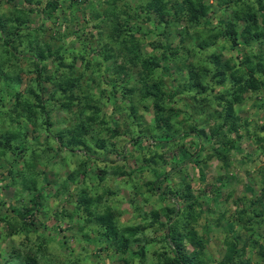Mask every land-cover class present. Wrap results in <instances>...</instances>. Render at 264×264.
Returning <instances> with one entry per match:
<instances>
[{"label": "trees", "instance_id": "16d2710c", "mask_svg": "<svg viewBox=\"0 0 264 264\" xmlns=\"http://www.w3.org/2000/svg\"><path fill=\"white\" fill-rule=\"evenodd\" d=\"M80 1L0 0V156L12 152L23 158L27 153L25 167L36 166L40 153L31 145L49 153L55 143L52 157L59 149L77 153L81 162L75 171L82 181L96 172L103 179L108 169L125 176L123 168L111 164L128 156L120 152L119 159L108 158L115 150L104 132L110 139L126 135L136 149L133 157L138 171L144 166L153 177L143 185L146 192L154 194L163 181L188 172L186 165L200 171L199 185L195 188L184 174L177 187L166 186L162 193L176 196L181 206L166 207L162 214L151 211L154 221L146 227H128V237L120 234L108 212L92 216L87 212L86 221L98 223L90 228L96 240L98 235L109 242L111 250L141 259L149 243L134 236L158 222L168 226L171 247L157 252V261L149 264H210L211 227H222V255L214 260L216 264H264L263 169L258 193L250 196L244 190L237 195L231 188L223 198L227 209L210 219L204 211L205 203L222 200V187L231 178V151L239 148V130L248 125L237 106L248 102L253 108H264V53L257 56L252 50L254 43L264 42V0H89L90 17L79 23ZM60 8L70 14L63 16L64 29L57 36L63 39L53 49L43 40V32L47 20L56 21L54 13ZM36 17L39 24L33 26ZM89 21L94 22L92 27ZM66 22L77 28H69ZM90 28L96 30L95 44L87 42L94 37ZM138 32L142 35L136 36ZM153 32L154 38L147 42L150 49L142 52L145 36ZM76 43L81 49L74 47ZM233 49L247 52L239 60L223 56L224 50ZM23 82L26 86L20 89ZM108 106L109 116L103 112ZM55 110L63 115L54 118ZM28 132H43L44 142L39 143L36 135L33 143H26ZM190 136L192 150L182 144L180 159L172 160L173 166L157 149ZM253 137L260 147L264 133ZM145 139L153 144L145 145ZM213 161L216 176L209 177L206 173ZM167 163L170 170L164 168ZM19 173L10 171L11 185ZM24 182L35 184L29 179ZM38 194H32L30 205L13 207L21 225L7 223L10 235L21 234L30 225L28 218L42 206ZM230 200L233 209L227 204ZM86 202L91 203L88 198ZM202 217L208 228L205 232L199 231ZM137 241L142 249L130 251ZM30 252L34 253L31 248L26 255L12 250L19 262L9 259L6 264H42ZM253 254L258 257L256 263L251 261Z\"/></svg>", "mask_w": 264, "mask_h": 264}, {"label": "rangeland", "instance_id": "374dc122", "mask_svg": "<svg viewBox=\"0 0 264 264\" xmlns=\"http://www.w3.org/2000/svg\"><path fill=\"white\" fill-rule=\"evenodd\" d=\"M88 2L89 0L80 1L79 11L76 13L79 23L84 18L88 19L90 17V12L87 7ZM15 13L17 12L15 11ZM69 14L70 12L67 11L65 13L60 8L54 13V17H56L55 22L52 20L45 22L46 31L43 32V40L49 42L53 49H56L58 42L63 39V37H60L58 40L57 36H59L58 32L64 29L62 24L63 16ZM39 20L36 17L33 26L39 24ZM92 23L94 22L89 21V27H92ZM66 25L72 29L77 28L76 26L72 27L68 22H66ZM143 27L146 28V25ZM149 28L152 29L151 26ZM91 31L94 37L87 42L95 44L97 40L95 39L97 38L96 30L91 29ZM141 35V32L136 34V36ZM154 36V32L151 37L150 34L145 36L147 41L141 46L142 52L150 49L147 42L150 38L153 39ZM64 41H66L65 38ZM74 47L81 49V45L77 43ZM252 50L257 56H260L264 53V42L254 43ZM245 52L247 51L244 49L224 50L223 56L228 57L232 55L237 58L236 60H239ZM255 60L257 61V59ZM21 61V64H23V60ZM25 86L26 84L23 82L20 89ZM237 111L242 119H247L248 125L243 126L239 130L242 136L239 148L231 151V171L229 172L231 178L228 181L226 180L227 182L222 187V200L204 204L205 215L209 219L216 216L217 212L227 209L223 198L231 188L235 189L237 195L242 194L244 190H247V194L250 196H252L253 191L255 194L260 191L258 180L261 179V174L264 170V153L261 150V148H264L262 147L264 146V142L260 143V148L254 144L253 136L256 132L264 133V129H261V125L264 123V108L261 109L256 106L253 108L246 102L238 105ZM103 112L107 113L108 116L111 115L110 106L103 107ZM61 115H63L62 111L56 110L52 114L54 118L61 117ZM122 116L123 114L117 116L120 122L122 121ZM145 118L147 122L150 121L148 115ZM125 127L126 124H122L119 127V131L123 132ZM1 128L2 126H0V131ZM250 133L252 135L248 136ZM104 134L113 143L115 150L108 155V158L119 159L118 155L121 154L120 152L128 156L124 160L117 161L114 165H112L113 163L111 164V166H117L118 170L120 167L123 168L127 173L125 176H117L112 173V169H108L109 171L103 179H99L97 177L99 174L97 175L96 172V176L93 178H87L86 176L85 180L83 179L82 181V178L79 179L76 173L81 162V159L77 158V153H69L64 149H59V152L54 155L55 157H52L53 150L57 147L55 143L51 144V151L49 153L45 150L42 151L43 149L40 151L36 145H31L32 148H35L40 153L39 159H36V166L25 167L24 159L28 158L29 160L27 153L22 154L23 158L17 157L12 152H8L5 158L4 156H0V178L2 177L0 183V217H7L6 221L0 219V264H6L9 259L11 263L19 262L16 261L17 258L14 254L10 252L17 250L22 255H26L28 248L34 251V253H28V255L35 256V259L42 264H149L157 261V252H163L165 249L169 250L171 245L166 234L168 232V226L161 225L158 222L152 223L147 229H139L138 233L135 234L134 237L139 239V242L149 243L145 248L144 257L139 259V257H130L129 252L121 253L115 249L111 250L109 242H106L98 235H96V240L93 235L94 232L90 228H96L98 223L96 220L88 223L86 217L87 215L92 216L97 212H108L115 219L120 234L128 237L130 235L129 231H127L128 227L136 225L137 227H146L150 222L154 221V218H151V211L162 214L164 212L163 209L166 207L179 208L181 206L177 202L179 199L176 196L173 197V195H164L162 189L166 186H171L172 188L174 186L177 187L180 182L178 180H181L183 177L186 178L184 174H188L189 177L187 178L191 179V183L196 188L199 185L200 171L197 168L192 169L191 165H186L188 172L182 176H171V180L163 181L161 188L153 191L154 194H151L150 192H146V187L143 185L148 179L153 180V177L151 172L146 171L144 166L138 171L133 157L136 149L129 143L128 136L125 135L110 139L108 132L107 134L104 132ZM36 135L37 133L28 132L29 139L26 140V143H33L32 140L36 139ZM37 136L40 139L39 143L44 142L45 134L43 132ZM144 144L148 146L149 144H153V142L151 139H145ZM182 144L185 145V148H191L190 150H192L191 136L187 138H176L170 143L161 146V148L157 146V149L173 166L175 163L172 160L177 161L180 159L181 152L178 148ZM154 146L151 145L152 150H154ZM204 147H209V145H205ZM215 164V161H213L208 167L206 174L209 177L216 176ZM164 168L170 170L169 164L167 163ZM260 168L263 170H260ZM10 171H13V173L20 172L19 175L14 176V179L17 180L15 185H11L12 177ZM36 172L38 173L37 175ZM27 179L34 180L35 184H26L24 181ZM37 192H39L38 195L42 201V206L34 213L32 218H28L27 223L29 222L30 225L23 227L21 234L10 235L7 223H11L17 226V228L18 226L20 228L21 225L15 210H12L13 207H20L22 204L30 205L32 202V194ZM87 198L90 200V204L86 202ZM231 201L227 204L230 206V209H233L234 204ZM87 212H92V214H87ZM141 212H146L149 215L144 216L145 214ZM199 223V231L205 232L208 228L203 225L205 224L203 217ZM222 226L225 227L224 224ZM221 228L211 227L210 244L207 247V252L213 260L210 264H216L217 261L214 262V260H217L222 255L223 236H221L220 232H223V229ZM262 232H264V229ZM214 233L216 236H214ZM92 237H94V240L91 239ZM139 242L137 241L135 244L130 245L129 250L136 251L139 249L138 251H140L142 248L137 247V243L141 244ZM39 246L41 247L39 248ZM36 248H39V251ZM257 259L256 254L251 255V261L253 263H256L255 261Z\"/></svg>", "mask_w": 264, "mask_h": 264}]
</instances>
